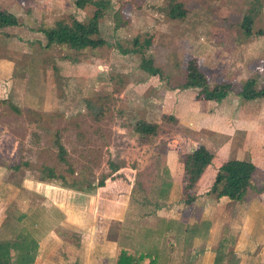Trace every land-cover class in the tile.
I'll return each instance as SVG.
<instances>
[{"label":"rangeland","instance_id":"obj_1","mask_svg":"<svg viewBox=\"0 0 264 264\" xmlns=\"http://www.w3.org/2000/svg\"><path fill=\"white\" fill-rule=\"evenodd\" d=\"M11 1L0 0V9H11ZM15 1L21 17L14 13L17 24L0 28V195L8 201L6 225L38 240L59 220L49 203L81 195L88 197L81 202L84 208L72 211L87 221L86 229L120 209L109 231L120 230L121 244L131 253V242H140L136 235L149 219L144 216L176 202L183 212L214 219V264H264V173L256 172L241 202L219 200L208 191L215 169L229 157V133L238 147L249 134L247 154H264V112L255 114L257 101L242 98L246 114L240 115L234 92L248 78L256 87L264 85V0H172L185 9L180 18L166 14L170 0H108L95 35L105 44L79 50L46 45L47 34L59 20H84L92 6L79 9L73 0ZM191 57L210 86L229 81L233 91L215 102L196 100V88H180ZM141 58L151 59L160 76L142 70ZM135 121L156 123V133L134 132ZM57 142L65 150L62 160ZM198 142L211 158L187 189L181 156ZM46 169L63 174L66 185L82 179V191L40 180ZM164 182L166 197L159 192ZM19 201L39 220L36 230L16 221L24 207ZM75 201L72 205L79 207ZM10 227L4 237L13 236L7 233ZM54 231L62 238L70 232L62 226ZM151 246L132 250H158Z\"/></svg>","mask_w":264,"mask_h":264},{"label":"crops","instance_id":"obj_2","mask_svg":"<svg viewBox=\"0 0 264 264\" xmlns=\"http://www.w3.org/2000/svg\"><path fill=\"white\" fill-rule=\"evenodd\" d=\"M13 1L15 2L14 8L12 4ZM42 1L43 0H40V2ZM9 5H12V8L10 9L6 7L4 8V10L12 13L13 15L14 13L18 14V16L21 17V14L23 12L21 11V9L18 8L19 6L17 2L15 0H12ZM83 8H86V6ZM99 25L100 24L98 22V30L100 29ZM129 28H131V25L129 26ZM1 34L0 37L3 36ZM129 52H133V50L128 52H124L123 50H120V53L123 54ZM161 95L166 96L167 94L163 92V94ZM237 99H239L238 102L240 105L238 109L239 114L240 115L246 114V111L243 110V108L244 106H246L247 101H243L245 99L242 100L241 97ZM254 100L257 101L260 107V109L258 108V106L256 107L257 110L255 114L258 113L260 115L262 114V111L264 112V97L253 98L250 99L249 101L252 102ZM201 101H214V100H201ZM220 101H215V102H220ZM229 134H228L229 140L227 142V144L229 143L228 144L229 146L228 149L226 150V153L229 155V157L226 160L241 159V160H249L250 162H252L255 166V172L253 173V176L251 178V182H252V180H254V175H256V172L258 170L264 173V154H260L261 156L258 155V157H256V154L254 155L247 154L246 147L248 144L247 138L249 137V134H247V137H243V139H241L243 141L240 142L239 147L237 145L233 146L234 141L232 140V138H234V136L232 135V133ZM198 144L204 146L202 142L200 143L198 142ZM205 148L207 149V147ZM262 151L264 152L263 148ZM2 166L3 168L4 167L10 168L8 166H4V165ZM170 166L168 165L170 171L169 175L171 178H173L174 181V175L172 174L173 171L171 169L172 166L171 167ZM198 180L196 181V183L198 182ZM45 183L46 182H44V184ZM48 187L50 188V186ZM51 187L53 188V190L56 189L53 186ZM87 198L88 197L85 196L75 195V197L69 198L62 202L59 201V203L57 204L54 199L51 201V203H49L50 207L52 206L54 210H58L59 214L57 213V217H59V220L58 222L56 221L53 222V227H51L52 231L44 232V234H42V236H40L38 240L35 238L37 241V249L34 260L31 264H115L120 249L126 250L129 248V247L126 248L121 244L122 241L121 239H119L120 230H116V232H112V233H110L109 231L110 230L109 222L113 219L119 218L120 209H116L115 212L113 211L111 215H108L109 217H104L100 220H95L93 223V227L89 229H86L87 221L85 222L81 218H77V216L73 215V211H72L73 209L74 210L78 209L81 211L84 208L83 206H81L82 204L81 202H86ZM223 198L226 197H220L218 199L221 200ZM75 199L80 201L79 207L72 205V203H77ZM226 200L234 202L229 199ZM2 204L3 206H1ZM6 204H8V201H5V199L0 195V236L2 237L6 236L4 232H6L8 230V227L10 226V225H6L8 224L4 211L6 209ZM175 204L174 202H172L171 205L173 206L170 207L169 209H166L163 212L156 211L157 209L156 208L153 213L151 212L149 215L144 216L147 218L149 217V219L146 220L144 218L142 223V225L144 226L141 229V232L136 235L138 236V238H140V242L138 241L137 243L131 242V253L128 251L127 253H130L134 256H137L139 254H144V257L141 260V264H149V262L150 264H214V259H215L214 246L216 248V243L214 241L215 240L214 219L211 220V218L206 217V215H202V214L200 215V214L183 212L182 207H178ZM18 205L24 206L22 207L21 211H19L20 214L24 215L23 218L19 221H22L23 223L28 222V224L29 223L32 224V226L31 225L30 226L32 227V229L36 230V226L39 225L40 223L39 220L34 219V217L31 218L29 214L25 212L26 209L24 208L26 207L23 204V202L19 201ZM65 209H67V211H70L71 214L65 211ZM155 221H157V223L160 222L164 223L165 228L162 227H160L159 229L156 228ZM203 222L205 224H203ZM200 225L204 227L201 228ZM61 226L64 228L66 227L70 231L68 233L69 235L67 234L66 237L63 236V238L60 236V234L54 231L55 229ZM72 226H74V228L70 229ZM7 233H11V231ZM147 236H149V239L146 238ZM152 237L154 238L156 243L152 241L153 239ZM145 244L146 245L149 244L150 246L152 244L151 247L154 246L155 248L158 246L157 247L158 250L154 249L155 251H153V253L148 252L147 249L139 250L137 252L132 250L133 248H135L134 245L142 246ZM250 246H251L250 248H252L253 244L252 245L250 244ZM237 256H240V254L239 255L237 254Z\"/></svg>","mask_w":264,"mask_h":264},{"label":"trees","instance_id":"obj_3","mask_svg":"<svg viewBox=\"0 0 264 264\" xmlns=\"http://www.w3.org/2000/svg\"><path fill=\"white\" fill-rule=\"evenodd\" d=\"M108 0H73L76 8L92 6L93 10L84 20H77L70 16L66 20H59L56 23L55 30H49L47 34V43H63L71 49L79 50L82 48H93L105 44L104 40L95 35L98 33V19L102 15L103 10L109 3ZM166 14L170 18H180L185 15V9L180 2L170 0L167 4ZM17 24L15 16L0 9V28L7 25ZM135 42V41H134ZM123 50V49H122ZM128 52V49H124ZM139 67L148 74L160 76V70L153 66L151 59H140ZM180 88H196L194 98L196 100H222L229 92L233 91V84L229 81L217 82L209 85L206 76L198 68L197 61L194 57L189 58L185 63V73ZM235 94L243 99H253L264 97V85L256 87L253 78H248L241 83L239 88L234 91ZM132 130L141 135H153L157 131V124L145 121H135ZM57 154L59 160L65 152L63 146L57 142ZM211 153L203 146L182 154L181 164L184 174L186 175L185 188H192L204 167L209 163ZM17 169V166H8ZM114 169V168H113ZM167 171V170H166ZM255 172V166L249 160L229 159L218 165L213 175L209 193L218 199L226 197L229 200L241 202L246 199L247 191L251 187V178ZM107 176L102 177L97 183H102ZM40 180L55 181L58 180L62 187L76 189L82 191L80 186L82 179H71L67 184L66 177L63 174L55 173L52 169H46L44 176ZM87 186H89L87 184ZM85 186L84 188H86ZM169 184L164 182L159 187L162 197H166ZM23 214L16 217V221L23 218ZM13 226V225H12ZM10 227V226H9ZM12 237L0 236V264H31L34 260L37 241L26 230L20 229L17 233L12 230ZM144 254L134 256L127 253L126 250L120 249L115 264H141ZM216 261V258L214 259ZM150 264V262H149Z\"/></svg>","mask_w":264,"mask_h":264}]
</instances>
